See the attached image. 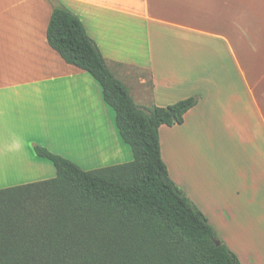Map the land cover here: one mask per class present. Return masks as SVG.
Listing matches in <instances>:
<instances>
[{"label": "crops", "instance_id": "crops-1", "mask_svg": "<svg viewBox=\"0 0 264 264\" xmlns=\"http://www.w3.org/2000/svg\"><path fill=\"white\" fill-rule=\"evenodd\" d=\"M60 2L140 106L200 95L182 124L160 127L162 158L240 262L264 264V0ZM53 9L0 0V171L36 137L82 167L132 161L101 85L50 45Z\"/></svg>", "mask_w": 264, "mask_h": 264}, {"label": "trees", "instance_id": "trees-1", "mask_svg": "<svg viewBox=\"0 0 264 264\" xmlns=\"http://www.w3.org/2000/svg\"><path fill=\"white\" fill-rule=\"evenodd\" d=\"M52 3L50 45L101 85L134 159L86 170L37 145L57 175L0 189V264H242L162 158L160 127L182 124L200 95L140 106L80 17Z\"/></svg>", "mask_w": 264, "mask_h": 264}, {"label": "rangeland", "instance_id": "rangeland-1", "mask_svg": "<svg viewBox=\"0 0 264 264\" xmlns=\"http://www.w3.org/2000/svg\"><path fill=\"white\" fill-rule=\"evenodd\" d=\"M43 139H46V141H43ZM48 139L36 137V141L41 146L51 145L50 141H52L53 138H48ZM55 140H56V142L60 143L59 140H62V138H55ZM26 145H28V142H26ZM45 147H47V146H45ZM47 148H49V147H47ZM54 149L55 150H52V149H50V150L55 152V153L61 154V155H64L66 153L65 148L62 147L61 143L57 144L56 148H54ZM65 157H67V156H65ZM16 159L18 161V169H9V170H1L0 171V189L12 187V186H17V185H23L26 183H31V182L41 181V180H46V179L53 178L57 175V168L54 165V163L52 161L46 159V158H42V157L37 156L35 151L18 154ZM133 159H134V154L132 155V160ZM76 163H78V162H76ZM78 164L80 166L84 165L81 163H78ZM82 168H84L86 170L97 169V168H89V167H85V166ZM220 236H221V234H220ZM221 238H222V236H221Z\"/></svg>", "mask_w": 264, "mask_h": 264}, {"label": "clouds", "instance_id": "clouds-1", "mask_svg": "<svg viewBox=\"0 0 264 264\" xmlns=\"http://www.w3.org/2000/svg\"><path fill=\"white\" fill-rule=\"evenodd\" d=\"M16 147H19V145L17 144Z\"/></svg>", "mask_w": 264, "mask_h": 264}, {"label": "water", "instance_id": "water-1", "mask_svg": "<svg viewBox=\"0 0 264 264\" xmlns=\"http://www.w3.org/2000/svg\"><path fill=\"white\" fill-rule=\"evenodd\" d=\"M216 243H217V244H219V242H218V241H217Z\"/></svg>", "mask_w": 264, "mask_h": 264}]
</instances>
